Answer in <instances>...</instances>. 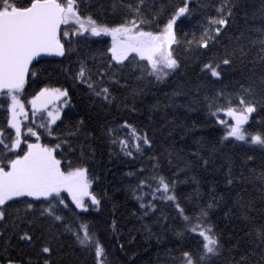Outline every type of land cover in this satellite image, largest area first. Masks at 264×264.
Wrapping results in <instances>:
<instances>
[{
  "label": "snow or ice",
  "instance_id": "snow-or-ice-1",
  "mask_svg": "<svg viewBox=\"0 0 264 264\" xmlns=\"http://www.w3.org/2000/svg\"><path fill=\"white\" fill-rule=\"evenodd\" d=\"M87 7L85 0H0V110L6 113L0 125V264H57L64 237L92 264H111L99 231L86 219L107 198L90 191L100 178L90 169L105 162L97 142L106 165H135L123 175L132 181L138 231L159 239L153 225L167 229L171 209L180 221L175 235L198 241L195 250L172 257L176 264H219L222 258L224 264H264V0L259 35L248 45L241 43L243 33L227 35L240 0H111L113 13L122 16L114 23L84 15ZM194 18V30L181 38L180 25ZM103 37H111L103 52L79 54L81 43ZM45 56L72 62L61 67L65 84H46L27 101L29 120L22 96ZM189 67L198 70L197 80L181 79L148 110L190 112L202 104L223 134L211 147L196 140L187 158L168 151L167 175L155 136L133 121L153 87L185 76ZM225 78L234 81L232 88H216ZM78 89L84 90L85 115L73 111ZM194 130L195 123L186 129ZM197 170L212 179L202 182ZM189 183L193 191L181 195L179 186ZM218 212L229 231L213 221ZM235 222L244 226L242 235L231 228ZM109 228L119 239L116 219Z\"/></svg>",
  "mask_w": 264,
  "mask_h": 264
},
{
  "label": "trees",
  "instance_id": "trees-1",
  "mask_svg": "<svg viewBox=\"0 0 264 264\" xmlns=\"http://www.w3.org/2000/svg\"><path fill=\"white\" fill-rule=\"evenodd\" d=\"M85 3L88 7L84 10V15L92 14L97 19L109 23L119 22L122 19L119 12L113 13L111 0H85ZM261 3L262 0H240V7L237 10L235 23L229 29L228 37L239 36L243 33L241 43L245 45H248L250 40H255L258 37L259 34L256 29L261 27V19L258 12ZM245 13L248 16L247 22L245 21ZM254 16L255 18H253ZM197 18L186 20L184 24L180 25L182 29L180 33L181 38L183 37V32L194 30L197 25ZM92 41L87 45L81 43L79 46V54L81 56H90L93 53L103 52L110 46V41L106 37L102 39L92 38ZM253 52H255V49H253ZM177 55L183 59L184 53L182 48L177 50ZM75 58L74 56L72 60H75ZM71 62L70 60L58 57L55 60H42L36 63L34 70L39 73V76L30 78L29 86L26 87L25 94L22 96V99L25 101L26 111L29 114V120L31 119V109L27 101L46 84L56 85L57 80L60 84H65L61 67ZM197 78L198 70L195 67H189L185 76L177 77L167 85L153 87L151 90L152 94L146 96L142 105L144 109L143 114L133 121L138 126L147 128L150 134L155 136L156 151L160 154L161 161L163 162V172L167 175L171 174L166 163L168 151L180 153L187 158L190 151L196 150V140L202 138L204 143L208 147H211L223 134L221 127L216 125L212 118L208 117L207 111L202 104L195 105L196 110L190 112L182 107L169 108L167 110L162 109L160 112L155 113L148 110V106L156 99L163 101V93L171 92L173 86L178 84L181 79L190 80L194 83ZM67 83L70 84V81ZM233 83L234 81L225 78L223 83H219L215 87L231 89ZM73 102L76 105V108L73 110L74 112H78L80 115H85L88 112L89 109L83 89H78L74 92ZM185 102L186 98L178 100V103L181 104ZM5 116L6 113L0 110V125L4 123ZM103 119L104 116L101 114L100 117H96L91 122L90 126L95 128ZM29 120H25L24 123L28 124ZM171 121H175V125ZM193 123H195V130L186 131L187 128H191ZM169 131L172 132L171 136L168 135ZM49 139L46 136H42L41 142L47 143ZM32 140L34 141L35 139L32 138ZM96 146L98 155H102L105 162L90 169L92 174L99 175L100 177L92 184L90 191L97 195L98 198L105 196L107 198L102 200L100 211L91 212L86 216V219L91 221L94 228L99 231L100 238L108 249L111 264H176V261L172 257H179L183 250H195L198 247L197 240H193L190 237L181 239L175 235L174 229L180 227V221L179 219H173L175 213L171 209L167 210L169 215V227L167 229L153 225V232L159 235V239L156 236L149 238L142 230L138 231L140 229V222L131 215L138 205L128 192V185L132 181L123 175L124 172L135 167V165L125 166L119 162L106 165L107 155L103 150V146L98 142ZM259 164L260 157L257 154L256 166H259ZM109 168L111 171H108ZM194 174L198 175V178H201L202 182L204 178L212 179L210 174L200 170L195 171ZM193 187L191 183L181 184L179 192L181 195L190 193L193 191ZM68 200L70 202V198ZM113 219H116L119 226V239L112 235L109 228ZM213 221L218 223L221 229L229 231L219 212L214 215ZM147 222L152 224V220H148ZM243 227L239 222L231 225V228L240 235L243 234ZM133 236L135 237L134 240L131 239ZM63 243V252L56 258L57 264H92L91 256L78 249L73 250L69 247L72 244L70 237H64ZM120 244L125 245L123 251L119 248ZM241 246L244 247L243 241L241 242ZM219 264H224L223 258Z\"/></svg>",
  "mask_w": 264,
  "mask_h": 264
},
{
  "label": "water",
  "instance_id": "water-1",
  "mask_svg": "<svg viewBox=\"0 0 264 264\" xmlns=\"http://www.w3.org/2000/svg\"><path fill=\"white\" fill-rule=\"evenodd\" d=\"M57 58L58 57H54V56H45V57L38 58V59H39V61H42V60H55Z\"/></svg>",
  "mask_w": 264,
  "mask_h": 264
},
{
  "label": "rangeland",
  "instance_id": "rangeland-1",
  "mask_svg": "<svg viewBox=\"0 0 264 264\" xmlns=\"http://www.w3.org/2000/svg\"><path fill=\"white\" fill-rule=\"evenodd\" d=\"M106 38H108L109 39V41H110V45H111V37H106ZM31 99V98H30ZM29 99V100H30ZM29 108L31 109V105L29 104ZM221 118H225V119H227L226 117H224L223 116V114H221ZM35 139V138H34ZM70 198V197H69Z\"/></svg>",
  "mask_w": 264,
  "mask_h": 264
}]
</instances>
